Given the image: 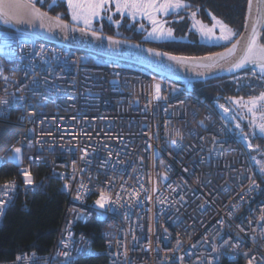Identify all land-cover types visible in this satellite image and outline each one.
<instances>
[{
	"label": "built area",
	"instance_id": "2783aa9c",
	"mask_svg": "<svg viewBox=\"0 0 264 264\" xmlns=\"http://www.w3.org/2000/svg\"><path fill=\"white\" fill-rule=\"evenodd\" d=\"M221 105L230 110L192 83L0 29V120L21 128L8 158L20 148V177L44 167L66 200L49 251L0 264H77L88 255L107 264H264L254 147ZM39 186L0 183V221L19 192ZM101 191L104 208L94 204ZM90 219L101 224V249L82 228Z\"/></svg>",
	"mask_w": 264,
	"mask_h": 264
},
{
	"label": "trees",
	"instance_id": "16d2710c",
	"mask_svg": "<svg viewBox=\"0 0 264 264\" xmlns=\"http://www.w3.org/2000/svg\"><path fill=\"white\" fill-rule=\"evenodd\" d=\"M185 2L187 4L186 7H188L187 9L196 8L198 16L204 21H208L207 14L211 13L232 28L237 29V36L240 33L247 0H185ZM59 9L61 10V8ZM56 16L69 21L67 19L68 13ZM96 26H100V29H96V27L91 29L142 42L138 36L140 32L136 33L135 30L132 34L133 37L120 36L115 32H127L128 29H126L127 25L125 23L118 26L119 28L109 24H96ZM261 40L264 43L263 37H261ZM145 44L170 53L186 56L213 54L229 45L204 43V41H199V39ZM248 70L249 68L245 71ZM219 80L221 82L216 84L217 79L205 83H196V93L204 96L207 101L217 99L228 105L231 98H237L239 96L244 99L243 102H248L250 97L258 95L259 91L264 89V86L255 77L249 78L252 84L255 85V88H251L244 83H241V85L236 84L235 82L227 80V78ZM257 109H259V114L262 118L264 116V102L258 104ZM239 120L245 129L252 126L253 128L255 127L251 123L253 119L248 124L241 118ZM249 124L250 126H248ZM20 131L21 128L11 120H0V155L7 150ZM251 134L250 138L255 147L254 151L260 156V170L256 171L255 165L253 166V170L258 184L261 187V193L264 196V170H262L264 169V135H261L255 130ZM30 175L32 180L40 183V186L32 193L19 192L15 199L5 208L0 221V262L11 261L19 252L36 250L40 253H45L50 250L55 240L66 202L65 195L60 188L61 181L57 177L51 176L44 167L33 168ZM13 177H19L17 167L10 162L1 164L0 183ZM82 228L92 241L93 246L101 249L104 241L100 236V222L90 219L82 225ZM77 264H107V261L104 255H88L80 256L77 259ZM221 264L235 263L224 259Z\"/></svg>",
	"mask_w": 264,
	"mask_h": 264
},
{
	"label": "snow or ice",
	"instance_id": "6c2138e0",
	"mask_svg": "<svg viewBox=\"0 0 264 264\" xmlns=\"http://www.w3.org/2000/svg\"><path fill=\"white\" fill-rule=\"evenodd\" d=\"M111 0H67L68 8L71 12V18L73 21H82L85 25L81 29L82 32L91 31L92 18L100 14L104 9L105 5L109 4ZM117 12L123 14L127 11L133 19L137 14L147 16L151 21L153 28L149 33V36H152L157 39H172L173 30L171 28H165L164 23L156 19L155 14L157 12L167 13L170 9L180 8L185 6L182 4V0H162V2L157 3V0H114ZM256 5L255 16H253V5ZM193 16L196 14L193 13ZM47 16V13L41 12L40 9L36 8L34 0H0V19H4V22H9L10 19H16L17 21H22L24 17H34V18H43ZM111 19V17H109ZM213 23L211 28H206L201 25L200 31L204 35L214 34L213 30L216 27L220 29V37L224 41L231 42L236 36L237 33L231 29L228 25L224 24L223 21L218 20L215 16L212 17ZM57 21V26L63 24L60 17H55ZM119 24V21H116ZM201 23V22H198ZM264 25V0H248V15L245 19V29L247 32L246 39L244 35L241 34L240 39H236L234 43H231V47L227 48L223 53H213L209 57L200 58L201 60L209 61L207 64H202L203 67H216L220 60H225L229 57H236L235 60L231 63L229 71L232 69H240L245 65L251 64L253 66H258L261 79H264V43H260V27ZM63 27L67 28V24H63ZM143 27V26H141ZM93 36H97L96 32H92ZM109 40H112L111 37H108ZM243 46L241 47V41ZM113 43H119V41H113ZM150 52L155 50L149 49ZM239 55L237 56V52ZM157 55H166L170 60L176 61L178 63H187L189 57L183 56H174L169 53H156ZM256 75L255 71L252 73ZM159 85H156L157 98H159ZM264 102V92H261L258 97H250L248 101V111L255 115V109L258 104ZM223 108V105L220 106ZM226 112L228 109H224ZM264 119V116H262ZM239 127V125H237ZM259 129L261 135H264V123L255 125ZM175 143V141H173ZM249 148H252L251 143L248 144ZM15 153L18 155L21 151L20 148L14 149ZM264 170V169H262ZM25 182L26 184H31L32 179L30 174L25 173ZM253 184L255 182L253 181ZM14 187V185H13ZM7 188L5 186L4 195H7ZM107 195L101 191L100 198L96 201V204L100 208H104L105 203L107 202ZM5 201L0 200V214L3 212ZM249 264H252L249 261Z\"/></svg>",
	"mask_w": 264,
	"mask_h": 264
},
{
	"label": "water",
	"instance_id": "95a60500",
	"mask_svg": "<svg viewBox=\"0 0 264 264\" xmlns=\"http://www.w3.org/2000/svg\"><path fill=\"white\" fill-rule=\"evenodd\" d=\"M35 6L40 9L41 12L47 13V16L42 19L24 17L22 21L10 19L7 23L4 22V19H0V27L14 32L31 35L39 40L47 41L53 44L62 45L79 51L90 52L108 59L135 64L178 83H205L211 80L235 75L251 67V64H248L243 68L232 69L229 71L230 65L236 57H229L225 60H220L218 62V66L216 67H203L201 65L207 64L209 61L201 60L200 58L209 57L211 54L203 56L174 54L142 42L110 35L92 29L89 32H82L81 29L84 27L75 25L62 18L60 19L63 24H67L68 27H63V24L57 26V21L55 20V17H57L56 15L51 14L36 4ZM255 8L256 5L254 3L253 16H255ZM247 15L248 0L246 2L242 29L231 43H234L236 39H240L241 34H243L246 39L247 32L245 29V19ZM262 28L263 25H261L259 29L260 43H262ZM92 32H96L97 36H93ZM108 37H111L112 40H109ZM113 41H119V43H113ZM243 42L244 41L242 40L241 47L243 46ZM231 43L216 53H223L227 48L231 47ZM149 49H153L155 51L150 52ZM157 52L199 59H189L187 63H178L170 60L166 55H157ZM238 55L239 51L237 52V56Z\"/></svg>",
	"mask_w": 264,
	"mask_h": 264
},
{
	"label": "rangeland",
	"instance_id": "374dc122",
	"mask_svg": "<svg viewBox=\"0 0 264 264\" xmlns=\"http://www.w3.org/2000/svg\"><path fill=\"white\" fill-rule=\"evenodd\" d=\"M37 1L38 0H34L35 3ZM64 1L67 3V0H64ZM160 2H162V0H157V3H160ZM52 4L53 3H51V4L47 3V6H51ZM182 4L185 6H182L180 8H176V9H170L167 13L157 12L155 14L156 19L160 22H163L165 28H171L173 30V37L174 38H172V39H157V38H154L152 36H149V33L152 31L153 25H152L151 21L147 18V16L137 14L135 16V18L133 19L130 15H128L127 11L122 16L121 13L117 12L114 0H111V2L109 4L105 5L104 9L100 12V14L98 16L92 18L91 28L96 27V29H100V26L97 27L96 24H94V20L100 19L102 16H109V17H111V19H114V17H115L116 19H119V21H124L126 24L127 23L128 24L134 23V25H135L137 23L138 25L143 26V27H141V29L146 28L147 30L145 31V33L143 32L144 34L140 33L138 35L140 41H142L144 43H152V42H154V43L158 42L159 43V42H163V41H176V40L188 41V40H193V39H199V41H202V42L204 41V43L206 42V43L216 44V45H228L236 38L235 37L231 42L224 41L222 39H218L221 35L219 27H216L213 30L214 34H210V35L202 34V32L200 31L201 25L205 26L206 28H211L213 23H215V21H213V19H212V17L214 15H212L211 13H208L207 16L209 19H208V21H204L201 17H196L197 15L193 16L192 14L195 12L183 13V10L186 11L185 9H187L188 7H186L187 4H186L185 0H182ZM68 10H69V8H68ZM196 13H197V11H196ZM216 18L218 20H221L218 17H216ZM69 21L75 25L85 27V25L83 24L82 21H73L72 20L70 10H69ZM198 22H201V23H198ZM223 23L228 25L225 22H223ZM229 27L237 33V29H234L231 26H229ZM115 32L120 36L131 37V34H129L128 32H119V31H115ZM250 66H251L250 68H252L251 70H248L246 72H242L240 74H237V75L230 77V78H227V79H229V81H231V82H235L236 84L241 85V83H244V84L250 86L251 88H253V87L255 88V85L252 84V82L249 80L250 77H255L264 86V79L260 78L261 73H260L259 67L253 66V65H250ZM253 71H255L256 75L252 74ZM219 82H221V80L216 81L215 84L219 83ZM261 92H264V89L260 90L258 95H254L253 97H258ZM155 95L157 96V93ZM246 105H248V102L244 101L243 106L246 109V114H245V111H243L244 116H243V118L242 117L241 118L247 124L249 123L250 120L253 119L251 123L254 126L257 124H260V123H264V119H262L260 117L259 109L256 108L255 109V115H253V113L248 111V106H246ZM224 109H225V107L223 106L222 110L225 113L230 114L229 111L226 112ZM248 126H250V124ZM243 128H244V126H243ZM253 130L259 132V129L257 127L253 128V126H252V127L247 128V129L244 128V131L249 135V138L252 135L251 133ZM250 154L253 157V162H254V165L256 168L255 170L259 171L260 170V166H259L260 156H259V154L256 151H252ZM20 159H21L20 155H17L16 160L20 161ZM94 204L96 206H98L96 203H94ZM64 207H65V205H64ZM63 211H64V208H63Z\"/></svg>",
	"mask_w": 264,
	"mask_h": 264
},
{
	"label": "flooded vegetation",
	"instance_id": "af4514ba",
	"mask_svg": "<svg viewBox=\"0 0 264 264\" xmlns=\"http://www.w3.org/2000/svg\"><path fill=\"white\" fill-rule=\"evenodd\" d=\"M47 3H49V4L53 3V4L51 6H47ZM35 4L38 5L39 7H41L42 9L53 13L54 15H61V14L68 13L67 19H69L68 5L64 0H43V1L38 0ZM59 8H61V10ZM57 10H59V11H57ZM185 10L186 11L183 10V13H191V12L196 13V8L195 9L190 8V9H185ZM196 15H197L196 17H199L198 13H196ZM116 21H119V19H116L115 17H114V19H109V16H102L100 19H95L94 24H101V25L109 24V25H114V26L118 27V26H121V24L125 23L124 21H119L120 23L117 24ZM126 25H127L126 29H128L127 32L129 34H131V37H133L132 34H133L134 30L136 33L140 32L141 34H144L145 31L147 30L146 28H143L144 30L141 29V26L138 25L137 23L135 25H134V23H130V24L127 23ZM262 37H263V41H264V25L262 28ZM230 100L231 101H230V103H228V106L232 110V113L239 118H241V117L243 118V116H244L243 111H245V114H246V109L243 106V100L244 99L239 96L237 98H231Z\"/></svg>",
	"mask_w": 264,
	"mask_h": 264
},
{
	"label": "bare ground",
	"instance_id": "6f19581e",
	"mask_svg": "<svg viewBox=\"0 0 264 264\" xmlns=\"http://www.w3.org/2000/svg\"><path fill=\"white\" fill-rule=\"evenodd\" d=\"M22 34H24V33H22ZM25 35H27V34H25ZM202 58H204V57H202ZM199 58H193V60H198ZM147 70V69H146ZM196 90V89H195ZM196 92V91H195ZM214 100V99H213ZM215 100H217V99H215ZM219 101V100H218ZM226 104V103H225ZM226 106L229 108V106L226 104ZM230 109V108H229ZM229 112H231L232 113V110L230 109L229 110ZM233 114V113H232ZM233 116H234V118H237L234 114H233Z\"/></svg>",
	"mask_w": 264,
	"mask_h": 264
}]
</instances>
